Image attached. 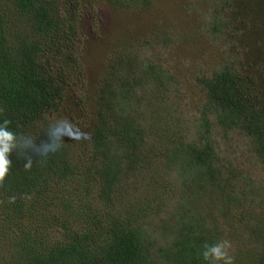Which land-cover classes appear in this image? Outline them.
<instances>
[{
	"label": "trees",
	"instance_id": "16d2710c",
	"mask_svg": "<svg viewBox=\"0 0 264 264\" xmlns=\"http://www.w3.org/2000/svg\"><path fill=\"white\" fill-rule=\"evenodd\" d=\"M101 2L117 10L153 7L151 0H0V121L39 142L71 106L89 126L47 157L11 154L0 183V264H207L201 251L222 240L219 219L229 214L212 216L211 226L198 210L250 201L248 193L238 197L214 130L245 135L264 165L263 72L228 61L231 52L242 56L233 44L223 62L186 77L203 98L194 131L180 113L173 69L132 53L106 70L91 105L81 12ZM260 198L251 199L253 208ZM243 223L254 249L239 252L234 264H264V209Z\"/></svg>",
	"mask_w": 264,
	"mask_h": 264
},
{
	"label": "rangeland",
	"instance_id": "374dc122",
	"mask_svg": "<svg viewBox=\"0 0 264 264\" xmlns=\"http://www.w3.org/2000/svg\"><path fill=\"white\" fill-rule=\"evenodd\" d=\"M151 1L153 7L150 9L117 10L106 7L101 2L100 6L93 10L90 5H83L80 25L81 30L83 29L82 63L88 82L85 87L88 101L93 105L97 93L104 84L106 70L114 60L125 53H132L141 63L146 59L157 67L162 65L173 69L180 85L177 92H174L182 99V104L179 105L180 113L184 115L188 129L194 131L197 121L200 120V105L203 98L201 91L195 88V81H187L186 77L191 80L194 72L197 73L204 68L211 69L219 64L220 60L223 62L225 53L233 49V44L238 45L242 56L237 59V54L231 52L229 55L232 58L227 57V60L238 61L251 70L259 66L264 75V0ZM215 20L221 25L225 23L227 28L213 31L209 27ZM188 39L190 41L187 45L190 43L193 45L186 47L185 41ZM151 93L152 91L149 92ZM69 111L63 118L73 121L79 127L81 136H84L86 133L84 125L86 128L89 126L72 112L71 106ZM213 138L226 168L228 171L233 170L235 182L241 189L238 197H244L248 193L247 198H250V201L246 203L244 199L241 201L243 207L237 204L238 209L236 205L224 201L214 210L199 209L198 212L205 217L209 225L213 226L211 217L220 218L224 215L222 210L225 209L229 217L219 219V226L224 231L222 236L219 234L220 237L222 240L231 241L230 254L234 259L241 251L242 257L247 254L251 256L254 247L248 235L243 232V221L247 223L251 217L262 216L264 165L255 159L254 147L245 135L226 134L218 128L214 130ZM250 192L253 195L249 194ZM257 195L261 198L253 208L255 201L251 199ZM236 210L238 215L232 222L233 220L230 221L229 218L232 217L231 212ZM162 215L166 216L167 212ZM240 228L238 234L234 229Z\"/></svg>",
	"mask_w": 264,
	"mask_h": 264
},
{
	"label": "clouds",
	"instance_id": "9594fccd",
	"mask_svg": "<svg viewBox=\"0 0 264 264\" xmlns=\"http://www.w3.org/2000/svg\"><path fill=\"white\" fill-rule=\"evenodd\" d=\"M2 111V110H0ZM81 136L79 127L70 119L59 118L49 123L46 130V139L37 142L31 135L17 134L10 128V121H0V183L9 174L13 161L11 154L14 151L32 153L37 157H47L62 149L64 141L77 140ZM33 165L32 156L26 159L24 167L30 170ZM10 202L15 197L9 198ZM232 244L230 240H218L212 244H205L201 255L207 264H234V257L230 254Z\"/></svg>",
	"mask_w": 264,
	"mask_h": 264
}]
</instances>
